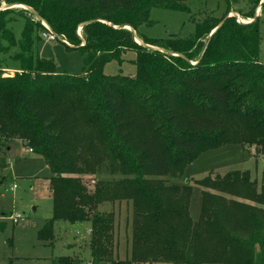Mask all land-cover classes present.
<instances>
[{"label": "trees", "instance_id": "trees-1", "mask_svg": "<svg viewBox=\"0 0 264 264\" xmlns=\"http://www.w3.org/2000/svg\"><path fill=\"white\" fill-rule=\"evenodd\" d=\"M188 1L0 0V169L17 140L49 165L53 214L38 232L41 242L54 244L58 221H90L97 262L264 264V185L258 190L248 171L197 181L204 188L197 221L189 212L193 188L166 181L226 144L264 149L259 17H228L241 0H225V14L197 22L189 38L140 36L137 43L152 8L189 10ZM12 4L27 9L7 7ZM21 12L18 34L14 16ZM43 22L67 48L83 53L82 73L59 72L40 56ZM128 51L136 53L134 75L103 72ZM109 171L125 177L100 180L94 192L81 178L64 176ZM116 199L132 200L134 208L124 261L113 258L114 213L98 211Z\"/></svg>", "mask_w": 264, "mask_h": 264}, {"label": "rangeland", "instance_id": "rangeland-1", "mask_svg": "<svg viewBox=\"0 0 264 264\" xmlns=\"http://www.w3.org/2000/svg\"><path fill=\"white\" fill-rule=\"evenodd\" d=\"M187 4L189 10L152 8L149 16L150 23H144L138 28L137 43H143L140 36L150 39L168 38L172 35L189 38L196 32L197 22L208 16L221 18L226 12L225 0H189ZM20 5L22 4H12L8 7L21 11L23 7ZM21 14L23 13H17L14 16L18 19L15 24L17 28L19 27L18 34L24 23ZM251 14L259 17L262 37L260 60L264 62V0H241L232 6L228 17H235L239 22H253L254 18L248 17ZM24 15L30 17V13ZM79 32L81 33V30ZM153 49L158 48L153 47ZM39 54L43 58L53 60L59 72L79 74L83 71V53L78 49L67 48L58 40L48 41L43 38L39 44ZM135 58L136 53L128 51L122 57V62L118 60L107 62L103 67V72L107 75H134L137 70L133 62ZM190 62L197 63L195 59ZM6 72L14 74L10 70ZM12 145L14 147L7 156L6 168L0 169V216L2 217L0 219V264H65L58 260L67 256L70 258L69 264H106V260L99 262L94 260L95 257L90 247L92 237L90 221L76 223L58 221L54 226V244L49 245L48 242L44 243L39 240V230L53 214L49 180L52 171L44 157L30 153L31 148L24 141L20 140ZM235 170L248 171L260 190L264 185V149L255 145L226 144L201 154L186 167L182 175L176 178H166V181L170 185L188 184L193 188L189 212L191 218L197 221L201 212L204 188L196 182L207 176L213 179L217 176L222 177ZM64 176L81 178L89 192L95 191L96 183L100 180L117 181L125 177L120 172L110 171L101 174H64ZM14 185H16L15 189H13ZM212 192L220 194L215 190ZM224 196L227 199L234 198L249 203L243 198L230 194H224ZM133 209V201L128 199L105 202L98 208L100 212L111 211L115 215L113 258L116 261L126 260L124 253L115 252V249L118 250L120 247V243L124 246V240L128 238L130 249L133 243ZM12 214H21L25 220L14 224L10 219L3 218Z\"/></svg>", "mask_w": 264, "mask_h": 264}, {"label": "built area", "instance_id": "built-area-1", "mask_svg": "<svg viewBox=\"0 0 264 264\" xmlns=\"http://www.w3.org/2000/svg\"><path fill=\"white\" fill-rule=\"evenodd\" d=\"M43 25L45 26L46 30H44L42 32V37L48 41H56L58 38L57 34L51 30V28L48 26L47 23L43 22ZM79 34H80V32H79ZM30 151L33 152L32 149H30ZM15 188H16V185L13 186V189H15ZM3 218L10 219L14 224H19L20 222H23L25 220V217L21 214H12L9 216H4ZM0 219H2L1 216H0Z\"/></svg>", "mask_w": 264, "mask_h": 264}, {"label": "crops", "instance_id": "crops-1", "mask_svg": "<svg viewBox=\"0 0 264 264\" xmlns=\"http://www.w3.org/2000/svg\"><path fill=\"white\" fill-rule=\"evenodd\" d=\"M245 22H247V21H245ZM12 71L13 73H15L16 72V70H14V69H6V71ZM16 142H20V140H17V141H15V143ZM13 147H14V145H13ZM13 147H11V149L9 150V152L13 149ZM30 153H34V152H30ZM124 243H125V245L123 246V243H122V245H121V243H120V247L118 248V250H117V248L115 249V252L117 253H120V254H122V253H124L125 254V259H127L128 257H129V255H130V253H131V249H130V243H129V240H128V238H126L125 240H124ZM124 248V249H123ZM124 250V251H123Z\"/></svg>", "mask_w": 264, "mask_h": 264}, {"label": "water", "instance_id": "water-1", "mask_svg": "<svg viewBox=\"0 0 264 264\" xmlns=\"http://www.w3.org/2000/svg\"><path fill=\"white\" fill-rule=\"evenodd\" d=\"M9 6H11V5H9ZM6 7V6H5ZM4 7V8H5ZM8 7V6H7ZM10 8V7H9ZM26 8V7H25ZM1 9H3V8H1ZM27 9V8H26ZM258 18V16H256L255 18H254V20L253 21H255L256 19ZM209 43V40L207 41V44ZM148 47H150V48H153L152 46H148Z\"/></svg>", "mask_w": 264, "mask_h": 264}, {"label": "bare ground", "instance_id": "bare-ground-1", "mask_svg": "<svg viewBox=\"0 0 264 264\" xmlns=\"http://www.w3.org/2000/svg\"><path fill=\"white\" fill-rule=\"evenodd\" d=\"M21 7H23L25 9L26 6L20 5Z\"/></svg>", "mask_w": 264, "mask_h": 264}]
</instances>
